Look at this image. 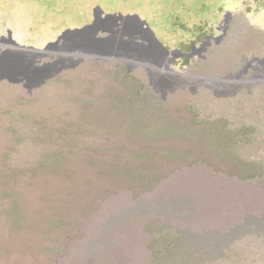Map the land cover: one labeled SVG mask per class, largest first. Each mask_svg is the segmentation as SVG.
<instances>
[{"label":"rangeland","instance_id":"1","mask_svg":"<svg viewBox=\"0 0 264 264\" xmlns=\"http://www.w3.org/2000/svg\"><path fill=\"white\" fill-rule=\"evenodd\" d=\"M192 44L207 51L182 59ZM253 47L264 55V0H0V59L15 61L0 64V264H264V223L245 224L264 216V89L228 83ZM147 149L184 155L158 159L172 173L157 190L55 222L83 188L47 171L55 155L83 180Z\"/></svg>","mask_w":264,"mask_h":264},{"label":"trees","instance_id":"2","mask_svg":"<svg viewBox=\"0 0 264 264\" xmlns=\"http://www.w3.org/2000/svg\"><path fill=\"white\" fill-rule=\"evenodd\" d=\"M138 113H143L141 109ZM153 139L152 142H156ZM144 155L138 156L139 165H133L129 159L117 156L106 155L104 159H98L91 170V174L83 178L82 175L75 169L68 166L69 157L60 152L53 157V167L47 168L56 175L65 174V176L74 177L76 181H82L83 188L77 193L78 198L75 200V205L71 206V202L67 199L61 200L57 207L55 222L57 224H70L71 221H62L61 213L70 212L72 208L74 211L82 207H90L92 202L101 203L120 193L121 191H130L134 195L135 201L141 199L145 194L154 192L159 188V181L169 176L172 171L164 164H159L158 159L165 155L162 151L154 153L152 150H146ZM163 154V155H162ZM183 154L176 151L168 153L170 159L179 160ZM164 156V157H165ZM184 156V155H183ZM94 159V158H93ZM91 160V159H90ZM149 162V163H148ZM124 176V177H123ZM126 178V179H124ZM70 195V194H68ZM67 197V196H66ZM68 198V197H67ZM259 222L264 223V216L262 218H252L246 225H256ZM237 229L234 231L236 232ZM189 235L184 233L177 239L180 249L188 241Z\"/></svg>","mask_w":264,"mask_h":264},{"label":"flooded vegetation","instance_id":"3","mask_svg":"<svg viewBox=\"0 0 264 264\" xmlns=\"http://www.w3.org/2000/svg\"><path fill=\"white\" fill-rule=\"evenodd\" d=\"M98 23H101L100 20L98 21ZM136 23L138 24V26L134 24V27L143 36V38H146L147 36L149 37V39L146 38L149 42L148 49L157 52L158 54L164 56V58H167L170 51L167 48H163V46L155 40L153 35L150 36L147 31L143 29L144 27L139 24V21H137ZM220 40L221 38L215 39L216 42ZM205 51H207V44H203L199 49H196L195 44H192L189 47V51H186L184 53L180 52L179 54L181 55L180 57L182 59H187L192 58L193 56L202 57V52ZM215 52H220V50L216 49ZM171 54L176 55L177 53L172 52ZM35 70L37 73L40 72V70ZM229 73L230 79L228 80V83L232 85H239L238 88L235 89V92L245 89V97L255 96L256 93L258 95H260V93H263L264 55H262L259 49H254L253 47L252 49L244 50L241 59L236 60L235 62L232 61L230 63Z\"/></svg>","mask_w":264,"mask_h":264},{"label":"water","instance_id":"4","mask_svg":"<svg viewBox=\"0 0 264 264\" xmlns=\"http://www.w3.org/2000/svg\"><path fill=\"white\" fill-rule=\"evenodd\" d=\"M101 14V13H100ZM138 21H139V24L141 25V26H145L146 28L148 27V25H147V23H146V21H143V20H141L139 17H135ZM94 19H95V21H94V23L93 24H97V20H98V15L94 12ZM93 24L92 25H87V26H85L84 27V29H83V31L84 30H87V29H90V28H93L94 26H93ZM9 41L11 42V43H13V44H15V45H17V46H19L13 39H12V35H11V33H9ZM12 55L9 51H5V54H4V56L2 57V59H0V64L3 66V67H7V65H9V67H11V69L12 68H14V60L12 59V58H10V60H12V61H14L11 65L9 64V62H11V61H7V63H5V62H3L4 60H3V58H7V57H9L10 55ZM35 73H36V71H35Z\"/></svg>","mask_w":264,"mask_h":264},{"label":"bare ground","instance_id":"5","mask_svg":"<svg viewBox=\"0 0 264 264\" xmlns=\"http://www.w3.org/2000/svg\"><path fill=\"white\" fill-rule=\"evenodd\" d=\"M5 49H3V52H4V54H5ZM4 54L2 55V57L4 56ZM10 55V54H9ZM10 58H11V55L9 56V57H7V58H3V62H5V63H7V61L9 62L10 61ZM2 59V58H1ZM10 63V62H9Z\"/></svg>","mask_w":264,"mask_h":264}]
</instances>
